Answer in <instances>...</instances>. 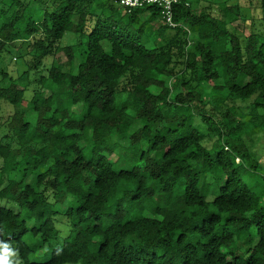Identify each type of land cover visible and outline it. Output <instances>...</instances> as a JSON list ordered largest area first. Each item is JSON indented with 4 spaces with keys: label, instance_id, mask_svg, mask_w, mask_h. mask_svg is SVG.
<instances>
[{
    "label": "trees",
    "instance_id": "16d2710c",
    "mask_svg": "<svg viewBox=\"0 0 264 264\" xmlns=\"http://www.w3.org/2000/svg\"><path fill=\"white\" fill-rule=\"evenodd\" d=\"M241 1L264 20V0ZM0 2V55L26 43L32 57L16 78L0 71V110L12 107L0 119V240L19 264H264V200L241 175L264 134L263 22L242 41L231 0H183L174 28L155 6ZM58 213L69 235L33 260L58 236Z\"/></svg>",
    "mask_w": 264,
    "mask_h": 264
},
{
    "label": "rangeland",
    "instance_id": "374dc122",
    "mask_svg": "<svg viewBox=\"0 0 264 264\" xmlns=\"http://www.w3.org/2000/svg\"><path fill=\"white\" fill-rule=\"evenodd\" d=\"M229 3L230 4L236 3L240 5L241 8L239 11L240 16L238 18L235 17L232 18V16L230 15L231 13L227 12L226 19L228 20V28L230 29V31L238 34L241 40L244 41L245 36L251 30L253 23H254L253 27L259 26L260 28H261L260 23L263 22L264 24V20L262 19V12L259 8L254 6H249L241 0H237V1L231 0V2ZM201 5H205V4L201 3ZM220 7L218 8V6H214L211 9H213L214 12L218 13L220 11L219 9H221ZM145 14L142 15V18L146 17ZM160 24H161L160 20L156 21L155 27ZM89 30H90V22L87 23V29L84 31L83 35L81 36V41H83L82 47H84L86 34ZM65 40L69 41V43H77L78 37L76 34L70 33ZM16 47L17 48L20 47V49H17ZM16 47L8 46L7 49L0 55V71L3 70L7 73V75L12 76L14 78L18 77V75L23 70H25L29 62H31L32 60L31 54L28 53V48L26 46V43H17ZM51 61H52L51 57H45L44 59H42V62L37 69L30 71L29 86L27 91L25 92L26 99H29L30 96L32 95V90L37 88L38 86L37 80L39 79V77L47 75V70ZM5 84L6 82L2 81V78L0 77V86H3ZM24 106H26V104ZM237 107L245 111L247 110V104L245 102H237ZM11 109H12L11 106L2 102L1 110H0V119L1 120L7 119L9 114L11 113ZM196 124L206 134L204 139V144L207 146H211L214 143L215 138L212 137L211 135H208V133H206L204 126L200 124L198 118H196ZM252 145H253V150L255 152V157L258 161V166L256 169L241 171V175L248 188L251 190L252 193H254L255 197H257L258 200L261 199L264 200V134L258 133L257 135H254L252 137ZM115 158H116V154H112L111 159L114 160ZM1 164L2 161L0 159V166ZM8 206L10 208L17 209L15 205L8 204ZM60 207H62V205L58 206L57 208L61 209ZM24 218L26 220V225L30 227L33 219H30L28 215H24ZM54 220H55V226L59 231L58 236L54 239L49 240L41 248H36L35 250H33L31 254L33 260L47 261L50 256V251L52 247H55L56 245H60L62 240L69 235L70 225L67 219L62 214L58 213L54 216ZM23 239L29 244L30 247H33V243L36 242V239L31 237L29 231H27L24 234Z\"/></svg>",
    "mask_w": 264,
    "mask_h": 264
},
{
    "label": "built area",
    "instance_id": "2783aa9c",
    "mask_svg": "<svg viewBox=\"0 0 264 264\" xmlns=\"http://www.w3.org/2000/svg\"><path fill=\"white\" fill-rule=\"evenodd\" d=\"M182 1L183 0H114L115 3L126 8L128 11L144 6H155L158 8L164 24L171 28L177 26V23L173 20V9L176 4Z\"/></svg>",
    "mask_w": 264,
    "mask_h": 264
},
{
    "label": "clouds",
    "instance_id": "9594fccd",
    "mask_svg": "<svg viewBox=\"0 0 264 264\" xmlns=\"http://www.w3.org/2000/svg\"><path fill=\"white\" fill-rule=\"evenodd\" d=\"M0 264H19L16 250L3 240H0Z\"/></svg>",
    "mask_w": 264,
    "mask_h": 264
}]
</instances>
